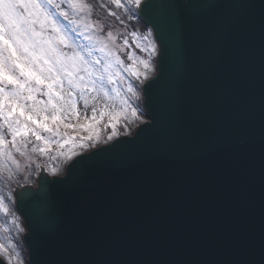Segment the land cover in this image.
I'll use <instances>...</instances> for the list:
<instances>
[{
    "label": "water",
    "instance_id": "95a60500",
    "mask_svg": "<svg viewBox=\"0 0 264 264\" xmlns=\"http://www.w3.org/2000/svg\"><path fill=\"white\" fill-rule=\"evenodd\" d=\"M138 15L159 46L148 122L14 191L27 264H264V0Z\"/></svg>",
    "mask_w": 264,
    "mask_h": 264
},
{
    "label": "snow or ice",
    "instance_id": "6c2138e0",
    "mask_svg": "<svg viewBox=\"0 0 264 264\" xmlns=\"http://www.w3.org/2000/svg\"><path fill=\"white\" fill-rule=\"evenodd\" d=\"M109 2L117 7H125L121 0ZM141 3L142 0H127V4L136 7ZM91 11L92 7L86 0H0V168L4 167L5 158L12 160L19 168L12 150L21 156L26 155L27 147L32 143L30 137L44 145L38 147L34 144L31 151L43 154L51 144H57L60 148L75 144L76 137L61 132V128L89 132L87 137H80L82 142L92 141L99 136L97 107H91L92 115L89 117L86 111L81 113L78 110L77 104L83 101V107L87 110L91 101L99 104L102 97L113 99L105 87V81L114 85L120 73L114 72L113 61L108 57L114 56L115 64L124 71H131L133 76L142 75L133 66L125 67L115 53H106L102 62L100 58L90 59L93 49H84L82 45L70 42L67 30L57 17L67 21L73 26L72 31L76 32L78 27H91V24H81L84 19L82 14L87 12L90 15ZM109 15L114 16L115 13ZM77 35L84 33L77 32ZM132 35L135 37L136 33ZM84 38L92 40L89 35H84ZM108 38L115 39L112 32L108 33ZM97 43L100 45L98 50L104 52L107 45L100 39H97ZM65 48H71V53L65 52ZM151 49L155 54L154 45H151ZM128 59L135 63L131 54ZM139 63L145 69L149 68L147 60H139ZM92 65L99 67L93 69ZM127 91L135 95L131 85ZM91 93L96 95L90 97ZM111 93L117 97L120 95L116 87L111 89ZM37 94L46 99H37ZM121 104L125 107L116 111L105 103L100 110V118L108 115L110 122H114L125 117L131 105L127 100H121ZM136 115L137 110L132 108V116ZM81 117L86 121L84 124L66 122ZM109 126L114 130V135L116 124L110 123ZM42 132L49 135H42ZM108 139L111 140L112 135ZM8 145L10 149H6ZM79 146H83V143ZM0 211H8L2 197ZM6 251L5 245L0 243V252ZM14 260L18 261L19 256L10 257L9 264Z\"/></svg>",
    "mask_w": 264,
    "mask_h": 264
},
{
    "label": "rangeland",
    "instance_id": "374dc122",
    "mask_svg": "<svg viewBox=\"0 0 264 264\" xmlns=\"http://www.w3.org/2000/svg\"><path fill=\"white\" fill-rule=\"evenodd\" d=\"M107 3H110L109 0H103ZM125 7H117L115 4H112L114 11L117 13L120 11L121 21L115 18L113 15L112 18L118 22V26H107L102 24L101 21H97L91 17L87 12L83 13L84 19L81 21L82 25L91 24V27L77 28L75 34L71 33V36H76L77 39H80L81 45L84 49L91 48L92 56L90 59L100 58L103 62V59L108 52L115 53L116 56H119L123 61V65L133 66L137 71L142 73L139 77H135L131 74V71H124L122 67L115 64V57H108L113 61L114 72L119 71L120 77L116 78V83L114 85H109L105 81V87L108 88L110 95L113 99H104L101 94V101L99 104L96 101H91L88 109H84L83 101H79L77 108L81 113L87 112V115L91 117V107L95 105L97 107V120L99 121L97 127L100 130L99 136H97L92 141L82 142L80 137H87L89 132H85L79 129H64L61 128V132H66L70 136L76 137L75 144H69L64 148H60L57 144H51L48 150L45 153L32 152L31 148L35 144L38 147H44L42 142L35 141L34 137H30L32 143L27 147V154L21 156L19 153L13 151V158L19 164L17 165L12 162V160L4 159V167L0 168V197L4 199L5 206L8 211L5 213L0 211V243L5 245L6 253L0 252V259H2L6 264H9V258L13 255H18L19 260L12 261L11 264H27L26 263V250L22 244L21 237L24 233V227L22 221L18 217L14 209V201L12 197V191L15 187H21V185H30L35 186V181L39 168L43 167L48 175L51 176H61L64 172L66 164L77 154H84L89 151L91 148H96L102 144H107L109 135H112V138H115L120 135L129 136L133 131L138 127L140 123H143L146 120V115L142 109L141 104V83L146 81L147 78L152 77L155 71V57L158 52V46L152 36V33L149 29L141 28L136 19L137 17V7L134 5L127 4V0H123ZM130 8V10L127 9ZM63 22V21H60ZM70 30L67 31L69 38ZM83 31L84 35H89L92 37V40H86L84 35H77V32ZM112 32L115 39H109L108 33ZM132 33H136L134 37ZM147 37V38H145ZM97 39L103 41L107 45L104 52L99 51L100 45L97 43ZM71 40V39H70ZM127 40V44L125 43ZM139 45V47H137ZM151 45L155 46V54L152 53ZM70 48L63 49L67 51ZM143 49V51L141 50ZM131 54L135 58V63L133 60L128 59V55ZM139 60H147L149 62V68L145 69L142 64L139 63ZM93 69L99 67L97 65L91 66ZM131 85L135 91L133 93L128 92L127 88ZM116 87L120 93L117 97L115 93H111V89ZM96 95L95 93H91ZM37 99H46L37 94ZM121 100H127L128 104L131 107L127 108L125 117H121L120 120L110 122L109 116L104 115L103 118H100V110L104 108L105 103L111 105L116 111H120L125 106L121 104ZM132 108L137 110L136 117L132 116ZM111 110V109H110ZM66 122H71L73 124H84L86 121L83 117L76 120H71ZM110 123H115V134L113 135V129L110 127ZM42 135H49L48 133H41ZM11 139V137H8ZM55 139V138H54ZM83 143V146H79ZM11 146H6V149H10ZM73 152L75 155H72ZM61 153H63L61 155ZM72 156L71 159L68 157ZM55 170V171H54ZM18 182L15 185V182ZM6 184V185H5ZM15 185V186H14ZM14 186V187H13ZM13 187V188H12Z\"/></svg>",
    "mask_w": 264,
    "mask_h": 264
},
{
    "label": "trees",
    "instance_id": "16d2710c",
    "mask_svg": "<svg viewBox=\"0 0 264 264\" xmlns=\"http://www.w3.org/2000/svg\"><path fill=\"white\" fill-rule=\"evenodd\" d=\"M86 2L92 7L91 17H93V19L97 21H101L102 24L107 25V26H113V27H115L114 25L118 26L117 24L118 22H116V20H114V18H112V16H110L109 13H115L114 17L119 19L120 21L122 20L119 15L120 11L116 13L114 9L111 7L112 5L110 3H107L103 0H87ZM60 23L64 25L67 31L71 27H73L72 25H69L67 21L60 22ZM138 23H139V26L142 28L143 25L139 21ZM70 39H71L70 42L73 45H81V42L76 37H70ZM71 51L72 49L70 48L65 52L71 53ZM15 183L18 184L17 181Z\"/></svg>",
    "mask_w": 264,
    "mask_h": 264
},
{
    "label": "bare ground",
    "instance_id": "6f19581e",
    "mask_svg": "<svg viewBox=\"0 0 264 264\" xmlns=\"http://www.w3.org/2000/svg\"><path fill=\"white\" fill-rule=\"evenodd\" d=\"M20 218H21V217H20ZM21 219H22V218H21ZM21 219H20V220H21ZM21 221H22V220H21ZM22 225H23V222H22Z\"/></svg>",
    "mask_w": 264,
    "mask_h": 264
}]
</instances>
